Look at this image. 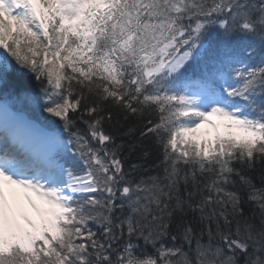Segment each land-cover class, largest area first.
<instances>
[{"label": "snow or ice", "instance_id": "1", "mask_svg": "<svg viewBox=\"0 0 264 264\" xmlns=\"http://www.w3.org/2000/svg\"><path fill=\"white\" fill-rule=\"evenodd\" d=\"M0 264H264V0H0Z\"/></svg>", "mask_w": 264, "mask_h": 264}]
</instances>
